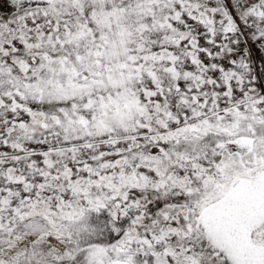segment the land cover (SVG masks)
Segmentation results:
<instances>
[{"label":"snow or ice","instance_id":"snow-or-ice-1","mask_svg":"<svg viewBox=\"0 0 264 264\" xmlns=\"http://www.w3.org/2000/svg\"><path fill=\"white\" fill-rule=\"evenodd\" d=\"M0 264H264V0H0Z\"/></svg>","mask_w":264,"mask_h":264}]
</instances>
